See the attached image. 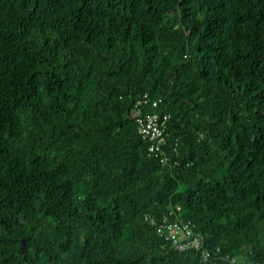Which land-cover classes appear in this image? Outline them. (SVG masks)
<instances>
[{
  "label": "trees",
  "instance_id": "trees-1",
  "mask_svg": "<svg viewBox=\"0 0 264 264\" xmlns=\"http://www.w3.org/2000/svg\"><path fill=\"white\" fill-rule=\"evenodd\" d=\"M0 264H264V0H0Z\"/></svg>",
  "mask_w": 264,
  "mask_h": 264
},
{
  "label": "built area",
  "instance_id": "built-area-1",
  "mask_svg": "<svg viewBox=\"0 0 264 264\" xmlns=\"http://www.w3.org/2000/svg\"><path fill=\"white\" fill-rule=\"evenodd\" d=\"M159 103V99L153 100L151 106L156 107ZM147 104H149V96L144 94L141 99L133 104L129 113L136 125L137 134L147 145L149 156L158 158L160 163L165 164L168 161L164 146L167 144L166 124L169 115L160 112L147 113L142 110V105ZM159 226V228L163 227L162 225ZM167 230L173 243L172 247L177 252L181 253L185 250L196 252L199 250L200 239L192 233L189 227L177 223L169 226Z\"/></svg>",
  "mask_w": 264,
  "mask_h": 264
}]
</instances>
